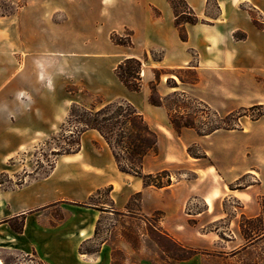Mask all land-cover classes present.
I'll list each match as a JSON object with an SVG mask.
<instances>
[{
    "label": "crops",
    "instance_id": "1",
    "mask_svg": "<svg viewBox=\"0 0 264 264\" xmlns=\"http://www.w3.org/2000/svg\"><path fill=\"white\" fill-rule=\"evenodd\" d=\"M8 1L22 3L14 14L0 15V177L9 175L8 167L19 154L53 135L66 121L69 107L80 103L69 95L72 85L99 95L106 103L127 100L143 115L157 134V152L143 159L145 174L181 170L193 177L163 188L146 186L140 177L121 172L104 138L87 130L80 151L57 156L46 177L20 187L0 183V251L33 253L44 264H112L107 241L95 255L81 254L80 246L95 239L98 222L105 215L129 217L132 212L127 206L138 194L140 207L132 211L142 217L160 213L158 227L168 237L201 251H212L220 242H234L239 236L237 229L229 240L216 231H204L228 216L226 200L239 203L233 210L235 219L252 218L253 207L255 217L260 215L254 204L258 197L264 198V137L252 135L250 154L237 148L227 158V149L206 146L207 157L195 158L188 148L199 141L187 140L183 129L177 132L167 109L150 104L149 97L156 85L162 97L185 93L212 108L209 88L216 86L224 93L226 86L232 88L252 78V60L264 58V44L256 41L264 31L254 26L248 10L264 11V0H185L202 21L210 22L186 24L187 41L179 36L169 0H94V25L89 30L81 29L79 12L71 11L82 0ZM62 13L66 18L58 21ZM69 22L78 42L66 50ZM125 31L131 32L132 46L112 42L113 33ZM236 33H245L247 38L236 40ZM82 36L89 38L83 47ZM154 51H161L162 57L150 63ZM127 58L142 61L140 92L128 90L115 74ZM162 70L193 71L198 81L187 82L176 75L164 78ZM219 131L197 135L214 137ZM247 175L254 183L241 189L231 187ZM104 189H110L109 203L101 204L106 211L78 205ZM193 200H200L203 208H190ZM197 255L183 261L165 256V261L199 264ZM0 264H6L2 256Z\"/></svg>",
    "mask_w": 264,
    "mask_h": 264
},
{
    "label": "rangeland",
    "instance_id": "2",
    "mask_svg": "<svg viewBox=\"0 0 264 264\" xmlns=\"http://www.w3.org/2000/svg\"><path fill=\"white\" fill-rule=\"evenodd\" d=\"M21 3L0 0V15L9 16L14 14ZM92 5L95 6L94 0H82L80 7H73L71 9L73 13L79 12L82 30H89L94 25L92 21L94 19ZM243 6L246 9H250L249 4H244ZM251 12L256 19L261 22L264 21V11L255 9L251 10ZM211 13H215L214 8H211ZM65 18L66 13H62L58 15L57 20L61 21ZM203 20L208 19L204 18ZM72 24V22H69L70 28L66 29V50L72 48L78 42V38L73 35ZM262 33L263 37L257 38L256 41L264 44V32ZM126 34L127 31L121 35L125 36ZM88 42L89 38L86 36L80 38L81 47L84 44H88ZM161 57V51H154L149 56V62L152 63V61H156ZM161 72L165 75L164 78L169 75H176L187 82H192L195 78L193 71L162 70ZM164 89H167L166 86H164ZM69 90L71 91L69 92L70 96L75 95L76 98L80 99V103H83L87 107L97 105L102 101L99 95L81 92L76 86H70ZM207 94L208 99L213 104L212 109L219 113L220 118H224L231 112L236 111H241L242 115L237 117L239 120L237 129L234 131L220 130L214 137H199L194 130L183 128L182 131L186 133L185 138L187 140L199 141L197 145L190 147L192 154L202 155L206 146H209L211 149H227V158L233 157L237 148H243L247 154H250L248 150L252 149V135L255 134L254 136L259 138L264 137V116L256 120V117L260 113H264V58L262 57L259 61L252 60V78H246L241 81L240 85L237 83L232 88L226 86L224 93H221L216 86H213L209 88ZM169 97L165 100V103L171 105L174 99ZM187 102H189V109L181 117L184 121H196V125L202 130H207L218 124V117L211 113H205L203 111L204 108L194 104L192 100L186 101V104ZM255 105L262 106V108L251 109ZM244 109H247V111H242ZM182 119H179V122H182ZM62 126L63 124L53 135L42 139L34 147L19 154L14 159L8 167L9 175H2L0 177L6 187H20L30 181L42 179L51 172V166L54 160H56V157L52 154L53 149L56 150V148H60L61 146L68 147L70 132L76 129L74 123H66V125ZM255 129L262 130V133L252 134L254 132L252 130ZM63 133L64 137H62ZM52 137H55V140H52ZM125 146H127L126 143L122 147L117 148L122 158L126 156L124 152ZM172 172V181L193 177V174L188 171L178 170ZM9 176H12V179H9ZM250 183H254V178L247 175L243 179L233 183L231 187L241 189ZM108 196L109 191L104 190L96 197L93 203L99 206L102 203H109ZM85 203H90V201ZM254 205L260 208V215L258 217H255L253 207L252 218L242 216L235 219L233 210L239 207L238 201L229 199L224 202V206L229 212L228 216L224 220L210 225L204 231H216L220 235V238L229 240V236H232V231L237 229L239 236L234 242H220L212 251H200L197 255L199 264H264V198L258 197ZM131 206L133 210H137L135 198H133ZM190 208L202 209L203 206L200 200H193ZM74 210L86 212V210L78 208H74ZM233 221L234 223L232 224ZM238 226H240V231L238 230ZM103 241H107V244L112 247V264H166V257L181 261L176 258L189 256L191 253L173 244V241L158 227L157 214L150 217H141L136 211H132L129 217H121L119 214L102 217L99 224L98 237L88 241L86 247L95 249ZM165 250L169 251V255ZM114 255L115 258H113ZM0 256L5 259L6 264H42L33 253L24 254L19 251L1 250Z\"/></svg>",
    "mask_w": 264,
    "mask_h": 264
},
{
    "label": "trees",
    "instance_id": "3",
    "mask_svg": "<svg viewBox=\"0 0 264 264\" xmlns=\"http://www.w3.org/2000/svg\"><path fill=\"white\" fill-rule=\"evenodd\" d=\"M169 3L174 11L175 26L178 29L179 36L182 41L188 40V33L185 28L186 24L195 25L200 22L210 23L204 20L202 21L185 0H169ZM255 9L256 8L252 7L250 10H248L252 17L253 24L256 28L264 31V21L261 22L256 19L251 12V10ZM154 11L157 15H159L158 10ZM234 37L236 40H245L247 38V35L245 33H236ZM111 40L116 45L132 46L130 31H127V34L125 36L113 33L111 35ZM141 71V60L136 58H127L118 64L115 69V74L128 90L132 92H140V90L142 89ZM157 75H159V72H157ZM197 81L198 78L195 77L192 83H196ZM151 88L152 94L149 97L150 104L154 106H161L167 109L170 124L177 132H179L183 128H189L193 129L199 135H209L218 130H235L239 126V120L237 117L242 115L241 111L231 112L226 117L220 118L219 113L216 110L212 109L207 103L198 98H191L192 96H189L185 93H174L168 95L167 97H162L158 94L156 85H152ZM68 91L71 92L70 90ZM168 97L174 99L173 104L170 105L165 103V100H167ZM189 100H192L194 104L202 106L205 113H211L212 115L218 117V124L208 128L207 130H202L198 125H196V121H184L181 117L189 109V102H187L186 104V101ZM261 108L262 106L259 105L251 107V109ZM242 111H247V109H244ZM263 116L264 113H260L256 117V120L260 119ZM179 119H182V122H179ZM66 123H74L76 129L70 132V138H68L69 143L67 144L68 147L61 146L60 148H56V150L53 149L52 154L56 158L59 155L78 153L81 149L82 134L87 130H95L104 138V140L109 145L114 155L117 166L121 172L140 177L146 186L163 188L168 187L172 184V171L165 170L157 174H145L143 172L142 163L144 157L150 152H157V134L149 127L148 123L144 119L143 115L138 111V109L127 100H117L109 103H106L102 100L97 105H92L90 107H87L83 103H74L71 105L68 111V116L66 118V121L63 123V126L66 125ZM64 133L62 134V137L65 136ZM51 139L55 140V137H52ZM124 143L127 144L124 149L126 156L122 158L120 153L117 151V148L122 147ZM188 152L195 158L207 157L204 152L202 153V155L192 154L190 148H188ZM54 166L55 160L51 168L53 169ZM0 183H3L1 179ZM104 190L109 191L110 189ZM104 190H98L96 194H94L90 198V203L78 205L95 208L100 211H106L103 208L104 206H99L98 204L93 203L96 197L100 195ZM133 198H135L137 207H140L141 195L138 194L132 197V199L130 200L127 206L128 212H132L133 210L131 206ZM157 215L159 223V219L162 216L160 213H157ZM99 224L100 221L98 222V225L96 227L95 238H97L99 234ZM19 230H21V228H18V231ZM171 240L173 241V244L179 246L181 249L191 252L189 256L176 258L177 260L183 261L190 259L193 256L199 254L201 251L198 249L183 247L173 239ZM86 243L87 242H83L81 244L79 249L80 253L84 255H95L100 251L101 246L105 243V241L98 244L97 248L95 249L87 248ZM165 252L169 255L168 250H165ZM113 258H115V255L113 256ZM42 264L44 263L42 262Z\"/></svg>",
    "mask_w": 264,
    "mask_h": 264
}]
</instances>
